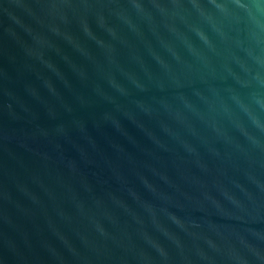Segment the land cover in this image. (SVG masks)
Instances as JSON below:
<instances>
[{
  "label": "water",
  "instance_id": "95a60500",
  "mask_svg": "<svg viewBox=\"0 0 264 264\" xmlns=\"http://www.w3.org/2000/svg\"><path fill=\"white\" fill-rule=\"evenodd\" d=\"M0 264H264V0H0Z\"/></svg>",
  "mask_w": 264,
  "mask_h": 264
}]
</instances>
